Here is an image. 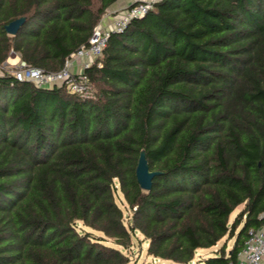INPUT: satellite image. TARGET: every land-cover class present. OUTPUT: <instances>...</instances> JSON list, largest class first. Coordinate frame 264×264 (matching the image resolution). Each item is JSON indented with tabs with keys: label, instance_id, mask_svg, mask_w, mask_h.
Segmentation results:
<instances>
[{
	"label": "trees",
	"instance_id": "obj_1",
	"mask_svg": "<svg viewBox=\"0 0 264 264\" xmlns=\"http://www.w3.org/2000/svg\"><path fill=\"white\" fill-rule=\"evenodd\" d=\"M118 1L0 0V66L61 71ZM84 74L90 98L0 78V264H129L138 233L149 264L236 261L264 228V0H163Z\"/></svg>",
	"mask_w": 264,
	"mask_h": 264
},
{
	"label": "built area",
	"instance_id": "obj_2",
	"mask_svg": "<svg viewBox=\"0 0 264 264\" xmlns=\"http://www.w3.org/2000/svg\"><path fill=\"white\" fill-rule=\"evenodd\" d=\"M162 1L135 2L121 13V18L112 27L107 30L102 29L100 25L95 27L89 41L67 59L65 67L59 72H46L22 61L15 64L7 61L0 66V78L11 75L18 82H29L41 88L66 86L71 93L90 98L94 95V89L84 71L102 57L110 34L124 31L133 19L143 17L154 9L155 4ZM77 60H84L82 69L79 72H72L71 66ZM229 264H264V228L249 232L248 240L237 260L231 261Z\"/></svg>",
	"mask_w": 264,
	"mask_h": 264
},
{
	"label": "rangeland",
	"instance_id": "obj_3",
	"mask_svg": "<svg viewBox=\"0 0 264 264\" xmlns=\"http://www.w3.org/2000/svg\"><path fill=\"white\" fill-rule=\"evenodd\" d=\"M242 209L243 206L239 207L232 215L231 220H233L237 215V213H239ZM136 237L137 238L134 240L133 248L126 253L130 259L129 264H149L150 262L153 261V259L147 256L146 249L148 244L140 233H138ZM223 244L227 246V252H229L233 246V240H229V238L226 237L218 244L216 248L212 250L199 251L197 257L198 258L207 257L211 255L213 251L219 250V248H221Z\"/></svg>",
	"mask_w": 264,
	"mask_h": 264
},
{
	"label": "crops",
	"instance_id": "obj_4",
	"mask_svg": "<svg viewBox=\"0 0 264 264\" xmlns=\"http://www.w3.org/2000/svg\"><path fill=\"white\" fill-rule=\"evenodd\" d=\"M138 1H144V0H120L115 5H113L106 13L104 18L102 19L100 23V27L102 29H108L112 27L120 18L121 13L127 9L129 6H131L133 3ZM21 61V58L18 54H13L9 59L8 63L15 64L19 63ZM84 60H77L75 63L71 66L72 72H79L82 69Z\"/></svg>",
	"mask_w": 264,
	"mask_h": 264
},
{
	"label": "water",
	"instance_id": "obj_5",
	"mask_svg": "<svg viewBox=\"0 0 264 264\" xmlns=\"http://www.w3.org/2000/svg\"><path fill=\"white\" fill-rule=\"evenodd\" d=\"M25 19H17L5 26V31L9 35H15L20 27L24 24ZM136 175L141 188L144 191H150L152 189L153 178L157 173L149 170V165L146 159L145 151H142L139 157V163L136 169Z\"/></svg>",
	"mask_w": 264,
	"mask_h": 264
}]
</instances>
